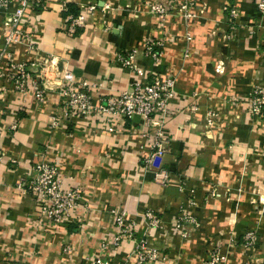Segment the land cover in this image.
<instances>
[{"label":"crops","instance_id":"crops-1","mask_svg":"<svg viewBox=\"0 0 264 264\" xmlns=\"http://www.w3.org/2000/svg\"><path fill=\"white\" fill-rule=\"evenodd\" d=\"M90 1L39 0L21 20L34 44L31 48L13 44L14 61L26 62L34 77L39 68L30 64L40 65L45 56L54 55L59 66H66L76 80L96 84L89 90L96 104L134 81L162 72L179 55L184 29L181 18L174 30L177 40L165 45L159 63L145 56L137 59L142 73L119 65L115 52L139 48L149 35H158L145 24L147 17L134 22L95 11L82 30L67 34L62 28L63 5L78 11ZM205 1L211 6L218 4V0ZM224 1L236 6L237 24L255 18L252 0ZM216 10L208 19H220ZM2 20L0 12V67L4 71ZM190 26L192 51L177 77L175 97L164 122L169 141L163 162L169 178L164 186L155 179L156 173L145 167L149 150L139 132L138 116L65 119L57 91L46 89L45 101L40 103L30 90L13 88L0 72V264H89L86 256L98 257L106 264L131 262L130 242H123L120 248L112 245L118 231L110 211L114 208L136 218L138 237L147 231L143 222L146 211L161 218L163 226L148 230V241L167 252V264H199V257L216 245L226 257L224 264H264V215L251 213L254 196L250 192L251 181L257 177L250 169L256 166L264 174V158L257 156L264 149V127L253 129L252 115L244 103L260 58L256 53L246 56L240 46L239 63L221 62L219 42L206 36L203 22L196 20ZM210 114L216 117L211 126L204 119ZM53 115L56 125L51 124ZM109 125L114 126L113 132L107 130ZM41 160L57 167L65 187L77 186L81 192L79 205L59 226L39 212L30 194L15 186ZM241 166L245 170L241 171ZM219 185L227 189L223 191ZM236 186L243 191L238 192ZM218 188L230 192L228 200L213 197ZM182 215L199 220L185 239L174 233L173 226ZM188 221L182 230H188ZM249 229H255L256 242L244 245V233ZM103 244L109 246L103 249ZM65 246L71 250L65 251Z\"/></svg>","mask_w":264,"mask_h":264},{"label":"built area","instance_id":"built-area-1","mask_svg":"<svg viewBox=\"0 0 264 264\" xmlns=\"http://www.w3.org/2000/svg\"><path fill=\"white\" fill-rule=\"evenodd\" d=\"M39 0H0V12L3 13V22L1 28L3 30L4 46L3 55L7 59V68L4 70L5 77L13 84V88L18 91H31L38 102L45 101V90L51 88L58 92L61 97L63 107L62 118L69 119L75 116H81L88 121L92 118L111 119L113 117L132 118L138 116L141 120L140 135L144 138L149 153L145 157V167L153 170L156 174V180L160 184L167 183L169 178L168 172L163 167L164 155L168 151V138L165 135L164 122L170 112L171 102L175 97L174 78L170 74H153L147 80L132 82L129 87L123 88L117 94L111 95L98 103L92 101L89 90L95 87V83H89L85 80H76L72 72L66 66H59V61L55 56L46 58L38 65L32 62L30 65L39 68V73L32 76L31 72L26 69V62H15L13 59L11 46L15 43H23L21 35V20L25 13L32 9ZM66 10L65 5H63ZM80 13V14H79ZM67 13L65 16V27L68 32L75 33L78 27L83 26L85 14ZM19 27L21 29H19ZM69 29V30H68ZM158 42H147L144 46V53L150 54L152 60L159 51L154 50ZM157 45V46H158ZM27 47L31 48L32 45ZM160 47V46H158ZM125 50H121L116 54V61L124 62L129 65ZM131 56V55H130ZM126 61V63H125ZM129 69L135 73H142L143 69L139 66L131 65ZM0 70L1 67H0ZM3 71V70H2ZM48 74H53L49 80ZM31 81L29 82V79ZM51 90V89H50ZM262 93V92H261ZM260 104V103H258ZM260 106V105H259ZM51 124L56 125L57 119L53 115ZM114 126H107V130L114 131ZM16 188L21 193H28L34 200L36 208L44 214L48 221L53 225H62L66 223L74 208L79 205L81 200V192L79 187H65L63 178L57 167L46 160L34 163L30 169V173L26 178L16 182ZM214 194V193H213ZM115 218V224L118 228L114 236L113 244L120 243L123 239L135 238V223L127 216L123 209H111ZM153 212L146 211L144 216L156 217ZM182 226L185 220L191 222V215H182L180 218ZM133 224V227L130 224ZM244 245H251L254 240V233L247 231L244 233ZM69 249L68 246L64 250ZM154 256V255H153ZM138 264L145 259L140 254ZM90 264H102V260L98 257H87ZM253 264V263H248Z\"/></svg>","mask_w":264,"mask_h":264},{"label":"rangeland","instance_id":"rangeland-1","mask_svg":"<svg viewBox=\"0 0 264 264\" xmlns=\"http://www.w3.org/2000/svg\"><path fill=\"white\" fill-rule=\"evenodd\" d=\"M252 2H254L253 6L255 8V16H254L255 18L246 19V21H244L243 23H241V25H239L235 22V20H237L238 18L237 17L238 10L236 9V6L230 3H225L224 0H218V4L216 6L209 5V3H207L205 0H133L127 2L126 4H122L121 0H101L100 4L98 3L97 0H93L90 1L88 4L82 6L76 12V13L81 12L85 14L83 26L78 27L76 32L83 29L84 25L86 24L87 18L90 15H93L95 11H98L103 15L113 14L120 19H127L134 22H136L137 20L139 21L145 20L144 19L145 16L147 17L145 20L146 21L145 24L157 30L158 35L154 37L152 35H149V37L146 38V40L141 45H139V48L121 49V50H125L126 53H128V55H126L127 58L125 59L129 60L128 63L129 65L125 66L123 64L124 62L121 61H116V62L123 67H128V66L132 67L131 65L139 66L137 63V59L139 57L145 56L151 58L150 54L146 55L144 53L143 51L144 46L147 44V42L149 43L155 41L160 44V45L158 44L155 45V46L157 45L160 46V50H159L160 53L156 54V57L153 58L154 59L153 62L157 64L161 61V57L164 54L165 45L168 44L169 41L177 40V38H175L174 36L175 34L174 30H176V26L178 23L177 19L181 18L182 25L184 27L181 35V40H183L182 49L179 55L176 56L172 65L171 64L166 65L164 67V70L162 72H159L161 74H167V73L170 74L174 78V83H176L177 77L184 69L185 63L188 60L190 53L192 51L194 36L193 33L191 32L190 24L196 22V20L198 21L201 20L208 30L206 32L207 34L206 36L217 39L219 42L220 52H218L217 55L221 57V62L225 61V63L229 62V63L237 64L238 61L239 63V60H237L238 56L236 55L240 51V46H244L246 56L248 57L254 56V54L256 53L260 58L259 63H256L255 65L256 75L252 76L251 87L249 92H247L248 96L244 102L249 107L250 113L252 115L251 116L253 121L252 127L254 129L257 125L264 127V79H263L264 69L259 70L261 69V67H264V0H252ZM213 9L214 10L217 9L216 14H220V19H214V20L208 19L209 17L208 14H211ZM226 9L229 10V12L228 14H226L227 16L222 17V13L225 14V12H227ZM235 23L238 26L237 25L235 26ZM65 24L66 23L64 20L62 25L63 29L66 28ZM21 28L23 29V33L21 35V39H23V43H15V44H24L25 46H28L30 44L33 45L34 43H32L33 41H32L31 33L25 31L23 27ZM21 28L19 27V29ZM64 31L69 35L73 34V32H68L65 29ZM207 37L206 39H208ZM121 50H116L115 55ZM51 56L54 55L45 56L42 61H44L46 58H50ZM56 60H58L57 57ZM130 70L132 71V68ZM260 71H261V76H259ZM0 72L1 74H3V76L5 75L4 71L0 70ZM52 77L53 74L51 75L48 74L49 80ZM30 81L31 78L29 79V82ZM46 85L49 87V89L53 90L50 84L47 83ZM214 118L216 117L211 114L205 116L204 119L206 125H210V126L213 125ZM254 150L252 155H256V152H254ZM260 154H262L264 158V149L261 152H259L257 156H259ZM242 168L243 167L241 166V171ZM237 169H238L237 171L238 174H240L241 172L240 167ZM250 170L252 174H255V177L257 176L255 179L254 178L252 179L251 187H250V192L254 196L252 197L253 201L251 202L252 203L251 213L256 217H260L264 215V195H263L264 174L261 175L256 169V166L252 167V169ZM161 185L162 186L166 185V182ZM219 187L222 188L223 191L227 189V187H223L221 185H219ZM236 187L238 192L243 191L244 189L241 186H236ZM223 191L221 192L219 188L215 189L213 197L218 199L222 198L228 200L230 192L229 194H227L226 192ZM114 214L116 215L117 213L116 212L112 213V215ZM153 215H155L156 217L148 218L147 216H145V220L144 221L142 220L145 224V230L147 231L142 232L140 237H138L135 234L136 240L133 239L132 237L131 240H129L128 238L123 239L120 243H118V245L112 244L114 248H120L123 242H127V243L130 242L131 244L130 253L131 255L134 254L133 259L131 260V262L128 263L125 262L122 264H138L139 258L138 259L136 258V255L138 254H140L142 257H145V259L141 262V264L168 263L167 252H165L161 247L158 248L150 244L148 241V236L150 235V231L148 232V230H150L151 228L163 226L161 218L156 213H154ZM191 218L192 220L190 222V226H188V230L187 229L182 230V226H177L180 223L182 224L183 222L182 220H180L179 218L178 220H175L173 223V226L175 228L174 233L177 232L176 234H178L180 237L184 239L186 237H189V234L191 233V232L189 233V231H194L199 225V220L195 216L191 215ZM129 220L137 224L136 218L131 217ZM130 225L133 227L132 223ZM249 230L254 233V240L252 243L254 244L256 242V234L254 231L255 229L254 230L249 229ZM249 230H246V232ZM108 246H109L108 244H103V246L101 247L103 249H106ZM70 250L71 248L66 249L65 251H70ZM222 252L223 251L221 249V246L219 245L214 246L213 248L208 250L209 254L207 253L204 256L199 257V264H224L226 261V257L223 255ZM87 257L88 256H86V258ZM86 258L84 259L87 260ZM101 262H103L102 264H106L104 260H102ZM254 264H260V263H254Z\"/></svg>","mask_w":264,"mask_h":264},{"label":"trees","instance_id":"trees-1","mask_svg":"<svg viewBox=\"0 0 264 264\" xmlns=\"http://www.w3.org/2000/svg\"><path fill=\"white\" fill-rule=\"evenodd\" d=\"M226 11H227L226 13L228 14L229 10L226 9ZM68 12H70V13H76L77 11L74 10V9H69L68 8V9L65 10V16L67 15ZM154 50L159 51L160 50V47L156 46V47H154Z\"/></svg>","mask_w":264,"mask_h":264}]
</instances>
